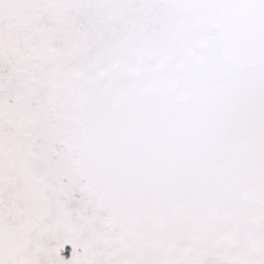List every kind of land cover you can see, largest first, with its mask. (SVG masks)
Listing matches in <instances>:
<instances>
[{"label": "snow or ice", "instance_id": "obj_1", "mask_svg": "<svg viewBox=\"0 0 264 264\" xmlns=\"http://www.w3.org/2000/svg\"><path fill=\"white\" fill-rule=\"evenodd\" d=\"M0 264H264V0H0Z\"/></svg>", "mask_w": 264, "mask_h": 264}]
</instances>
